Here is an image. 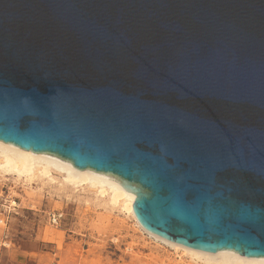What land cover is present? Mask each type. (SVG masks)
Masks as SVG:
<instances>
[{"label":"water","instance_id":"1","mask_svg":"<svg viewBox=\"0 0 264 264\" xmlns=\"http://www.w3.org/2000/svg\"><path fill=\"white\" fill-rule=\"evenodd\" d=\"M0 142L119 180L157 238L264 259V0H0Z\"/></svg>","mask_w":264,"mask_h":264},{"label":"rangeland","instance_id":"2","mask_svg":"<svg viewBox=\"0 0 264 264\" xmlns=\"http://www.w3.org/2000/svg\"><path fill=\"white\" fill-rule=\"evenodd\" d=\"M64 181L54 169L0 173L1 264H204L141 231L107 194Z\"/></svg>","mask_w":264,"mask_h":264},{"label":"bare ground","instance_id":"3","mask_svg":"<svg viewBox=\"0 0 264 264\" xmlns=\"http://www.w3.org/2000/svg\"><path fill=\"white\" fill-rule=\"evenodd\" d=\"M51 169L62 172L64 174V182L72 185H87L95 188L102 196L107 194L111 205L120 206V209L132 217L141 231L151 235L141 228L136 221L132 211L134 195L125 192L119 180L88 171H79L74 169L69 163L56 157L30 153L0 142V173H15L18 178L23 177L25 180H31L35 173L43 177L48 175ZM151 236L204 264H264V259H248L230 251H221L216 254L205 253L170 243L153 235Z\"/></svg>","mask_w":264,"mask_h":264},{"label":"built area","instance_id":"4","mask_svg":"<svg viewBox=\"0 0 264 264\" xmlns=\"http://www.w3.org/2000/svg\"><path fill=\"white\" fill-rule=\"evenodd\" d=\"M58 219H59V217H55V216H53V217H52V220H51L52 224H53V225H56Z\"/></svg>","mask_w":264,"mask_h":264},{"label":"crops","instance_id":"5","mask_svg":"<svg viewBox=\"0 0 264 264\" xmlns=\"http://www.w3.org/2000/svg\"><path fill=\"white\" fill-rule=\"evenodd\" d=\"M2 260H3V249L0 248V264Z\"/></svg>","mask_w":264,"mask_h":264}]
</instances>
